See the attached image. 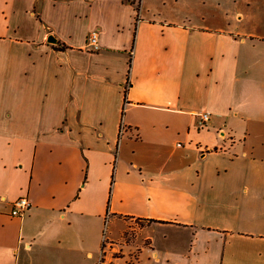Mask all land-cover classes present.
Listing matches in <instances>:
<instances>
[{
	"label": "crops",
	"instance_id": "obj_1",
	"mask_svg": "<svg viewBox=\"0 0 264 264\" xmlns=\"http://www.w3.org/2000/svg\"><path fill=\"white\" fill-rule=\"evenodd\" d=\"M103 256L264 264V0H0V264Z\"/></svg>",
	"mask_w": 264,
	"mask_h": 264
},
{
	"label": "built area",
	"instance_id": "obj_2",
	"mask_svg": "<svg viewBox=\"0 0 264 264\" xmlns=\"http://www.w3.org/2000/svg\"><path fill=\"white\" fill-rule=\"evenodd\" d=\"M99 41L100 37L97 31L92 32L88 37V46L92 50H98L99 49ZM198 126L200 129L205 128L208 125V122L210 121L211 114L210 112H200L198 115ZM180 145V144H179ZM203 152H206V150H202ZM32 204L28 196H23L19 198L17 201L13 204V210H12V216L14 217H23L28 210L31 208ZM105 245L108 243V240L104 241ZM97 264H106L105 256H103ZM125 264H136L135 256L131 257Z\"/></svg>",
	"mask_w": 264,
	"mask_h": 264
},
{
	"label": "rangeland",
	"instance_id": "obj_3",
	"mask_svg": "<svg viewBox=\"0 0 264 264\" xmlns=\"http://www.w3.org/2000/svg\"><path fill=\"white\" fill-rule=\"evenodd\" d=\"M112 230H114L115 232H118L121 228H122V224L120 222H117L115 224L112 225ZM109 226L108 224L106 225V231L108 230Z\"/></svg>",
	"mask_w": 264,
	"mask_h": 264
},
{
	"label": "trees",
	"instance_id": "obj_4",
	"mask_svg": "<svg viewBox=\"0 0 264 264\" xmlns=\"http://www.w3.org/2000/svg\"><path fill=\"white\" fill-rule=\"evenodd\" d=\"M139 10H140V5L137 7V11H139ZM131 61H132V56L130 58V64H131ZM127 93H128V86H126V88H125V92H124L125 97H127ZM109 204H110V202L108 203V210H109ZM148 222H152V221L151 220H148Z\"/></svg>",
	"mask_w": 264,
	"mask_h": 264
},
{
	"label": "water",
	"instance_id": "obj_5",
	"mask_svg": "<svg viewBox=\"0 0 264 264\" xmlns=\"http://www.w3.org/2000/svg\"><path fill=\"white\" fill-rule=\"evenodd\" d=\"M48 42H50V43H57V39L54 36H49Z\"/></svg>",
	"mask_w": 264,
	"mask_h": 264
}]
</instances>
